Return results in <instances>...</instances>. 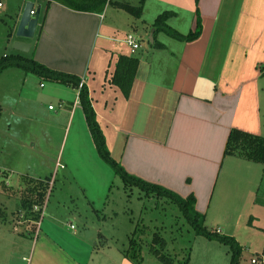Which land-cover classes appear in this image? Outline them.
Returning <instances> with one entry per match:
<instances>
[{
  "label": "crops",
  "instance_id": "1",
  "mask_svg": "<svg viewBox=\"0 0 264 264\" xmlns=\"http://www.w3.org/2000/svg\"><path fill=\"white\" fill-rule=\"evenodd\" d=\"M14 1L9 15L14 23L8 41L26 42L29 51L14 48L13 54L33 56L47 68L74 74L82 81L110 155L129 175L161 185L182 199L192 194L194 209L204 220L211 209L216 210L219 205L223 208V203L234 206L232 199L240 198L248 208L257 206L256 212H246L247 227L263 235V243L256 247L251 258L257 257L264 264V192L256 195L262 185L264 166L225 153L232 129L264 137V0H142L138 17L111 4L120 24L104 21L110 4L101 13H87L52 0ZM27 2L39 7V19L32 37L15 38L14 30L17 35ZM123 10L128 17L120 13ZM168 11L172 15L166 24L183 35L196 28L199 14L201 32L194 39L183 41L157 30L153 26L156 17ZM122 25L126 27L123 31L119 28ZM129 34L138 41L139 48L135 51L124 41ZM31 38L32 42L28 41ZM120 56L137 60L128 96L111 80ZM39 77L49 81L53 91L71 90L74 96L71 101L60 97L57 108L47 104L53 107H48V112L55 110L56 117L68 114V133L72 128L75 136L71 153L64 161L59 162L58 157L51 160L50 170L55 173L61 168L70 182L92 184L90 187L98 189L93 197L100 195L98 200L104 206L93 207L88 202V199L94 202L93 199L82 193L79 199L82 198L86 209L81 211L76 206L64 214L48 207L50 199L46 198L43 202L49 220L46 229L37 230L34 220L27 218L14 226L11 221H17L19 210L16 203H22L23 198L12 199L2 189L10 190L7 186L16 189L27 178L48 183L54 176L52 170L50 176L45 174L49 170L46 167L34 177L28 173L29 167H13L6 156L2 158L3 154L11 157L28 147L17 139L15 128L39 120L35 118L39 112L33 115V110L20 108L16 97L9 93L2 96L0 122L2 112L8 113L12 122L6 127L5 135L0 132V264H127L126 249L120 248L113 235L104 233L110 219L118 214L115 210L108 213L104 203L108 184L102 172L107 174L109 165L100 158L94 143L92 147L78 141L77 136L89 131L82 106L76 99L79 89ZM39 96L35 94L34 99ZM41 129L37 140L48 146V129ZM15 140L19 148L8 152ZM37 142L29 147L35 150ZM57 162L64 166H58ZM215 212H211L213 218L218 216ZM234 213L223 214L215 224H223L222 220L223 226H227ZM243 216L236 215L240 222L235 224L239 226ZM64 218L69 219L67 231L62 224ZM126 222L133 224L129 215ZM254 222H260L261 227ZM216 229L222 234L219 227ZM226 234L243 247L233 230ZM251 264L256 263L251 259Z\"/></svg>",
  "mask_w": 264,
  "mask_h": 264
},
{
  "label": "rangeland",
  "instance_id": "2",
  "mask_svg": "<svg viewBox=\"0 0 264 264\" xmlns=\"http://www.w3.org/2000/svg\"><path fill=\"white\" fill-rule=\"evenodd\" d=\"M113 1H120L126 3L128 6L130 5L135 7L139 6L141 3V0ZM14 2V0H0V4L3 5L0 8V58L6 55H13L15 52L13 44L8 41V32L12 31V24L14 23L11 17H9V15L13 12ZM110 5L105 10L106 17L104 21L120 24L121 21H117L115 18V14L117 13L115 11L116 9L114 10L113 5ZM124 10L130 14V11L128 12V10ZM124 10L120 13H124V15L128 17ZM136 21L139 22L138 20ZM119 28H121V31H123V28L126 29L124 25ZM129 29L130 27L128 28V31ZM137 29L139 28L137 27ZM121 35V33H118V36ZM13 37H20L16 35L15 30ZM28 41L32 42V38L28 39ZM2 73L0 74V100L2 99V96H7L9 93L11 94V97H16L20 108L24 110H27L28 108L33 110V115H35V112H39V116L35 117L39 118L38 121L30 120L29 122L23 123L19 127L17 126L15 128L18 130V133L13 131L17 139L24 141L28 147L26 146V148L13 154L11 157H7V154H3L2 158L5 159L6 156L8 163L13 167H29L30 170L28 173L34 177L36 174H42V171H44L46 167H49V170H46L45 174L50 176L49 173L52 170V176H54L50 182L49 179L47 180L48 183H40L38 180L32 181L27 178L21 180L19 185L20 187L16 189H12V186L5 185L10 190L5 189L4 191L2 189V192L10 196L12 199L22 197L23 199L20 200L21 202H30L31 205L40 203L43 200L45 201L46 198H49L48 207L55 210L59 209L60 212L64 214L72 211L76 206L81 211L86 209L82 198L79 199V195L82 193H88V196L93 199L94 202L88 199L89 204L93 207L98 205L104 206V204L100 203L102 201L98 200L100 195L96 196V198L93 197V195L98 193V189L96 187H90L92 184L78 183V181L75 184L68 180L69 177L67 178L66 172H64L63 169L57 168L55 173L53 172V169L50 170V168L53 167L51 160L54 161V159L58 157L59 162L64 161V159H66V157L71 153L73 148L72 140L75 136H72V128L71 132L68 133V114H62L59 117H56L54 115L55 110H53V112H48L47 104L50 103L52 106L54 105V107L57 108L56 103L60 97L66 101H71L74 98V96L72 98V91L61 89L62 91L60 90L55 92L53 91L54 88L49 81L42 79L37 74L27 75L29 72L17 67L10 68V70ZM40 82L42 83L41 86H39ZM18 92L19 94L16 95ZM60 92L61 94H58ZM35 94L40 95L37 100L34 99ZM70 108L72 107L69 106V111ZM1 115L3 116V119H1L0 122V132L5 135V132H7L6 127L12 121L10 120V115L8 116V113L2 112ZM74 124L75 122L73 123V129L75 127ZM42 126L46 127L49 132L48 146L40 144V140H37L36 137L38 135L37 133L42 134L43 130L41 128H44ZM77 137H79L78 141L81 145L86 146L87 143L91 146L93 145L88 130H86L85 135L83 133ZM34 141L39 142H37L35 150L29 147ZM16 143L17 141L15 140V142L11 144V149L8 152H13L19 148ZM4 152L7 151L5 150ZM258 164V166H261L260 163ZM102 174L103 179L105 178L108 184L106 202H104L105 206L108 209V213H111L114 210L118 213L112 217L113 219H110L109 227L105 228L104 233L113 235L114 239L117 238L120 248L122 247L127 249L130 247V238L132 235L134 243L136 242L134 251H131V254H137L135 255L136 259L134 258L133 260H129V258L126 257V261L128 262L127 264H165L164 261L156 255L157 252H161L167 256L169 260H171V264H185L184 262L186 259H188L187 264H231L229 247L215 239L208 240L204 236L196 234L193 225L187 221L184 217L183 211L180 210L175 201L162 196H157L154 193L147 194L137 186L123 183L111 167L108 168L107 174L105 172H102ZM9 185H12V179L9 181ZM95 189H97V192H95ZM262 191L264 192V181L262 182V185L256 195L261 196ZM42 194L45 195H43V200L40 198ZM232 195H236V193ZM69 198L72 199L70 200ZM232 200V203L234 202L235 204L234 206L232 204L223 203V208L219 205L216 210L211 209L206 220L202 218V222L204 227L209 231L215 230L219 227V229L222 230L223 235H227V231L232 232L233 230L243 246L241 255L239 256V264H251V257L255 255L256 247L263 243V235H260L256 229L250 230L247 227L249 219L246 212L249 213L251 211V213H254L258 210V208L257 206L248 208L246 204L242 203L240 198ZM16 204L19 210L15 219L17 218V221L20 219L26 221L24 216H20L19 212L24 215L27 214L26 212L28 211L25 209L27 207H24V205L19 202ZM251 208L253 210H251ZM1 210L2 207L0 205V211ZM214 211L218 214L217 218H221L223 214H228L234 211H236V213H234L231 217V221L227 227L223 226L224 222H222V220H220V222L223 224H215L218 220L217 218H213L211 215V212ZM44 213H47L46 209ZM239 213H242V215L244 214V218H242L243 222L241 224L239 223L238 226L235 222L240 221H238L235 216L239 215ZM127 215H129L133 224H128L126 222ZM123 218L125 219L124 221H122ZM228 218L229 217L225 220ZM13 220L11 222L14 223V226H17L18 222H14ZM47 221L49 220L46 215L40 221V227L43 228V230L47 227V224H45ZM67 221H69V219L64 218L62 222L65 228L68 225L66 224ZM255 224L259 227L262 225L260 222ZM68 226L70 228V225ZM155 235L160 236L164 239V241H166L163 249H160L159 243L152 241V239L154 240ZM151 246L155 247L153 248ZM110 264H114V262H110Z\"/></svg>",
  "mask_w": 264,
  "mask_h": 264
},
{
  "label": "trees",
  "instance_id": "3",
  "mask_svg": "<svg viewBox=\"0 0 264 264\" xmlns=\"http://www.w3.org/2000/svg\"><path fill=\"white\" fill-rule=\"evenodd\" d=\"M55 1L64 7L68 9H73L80 12H97L101 13L103 12L106 7V5L113 4L116 7L123 8L130 11L131 14L138 17L141 13V3L139 6H128L123 3L114 2L111 0H52ZM197 1V0H196ZM51 2V0H49ZM172 15L171 11L163 12L160 15H158L153 23V26L156 27L157 30L164 31L167 35H170L178 40L188 41L191 39H194L198 36V34L201 32V26H200V17L199 14H197L196 17V28L193 31H190L187 35H183L180 32H178L173 27L166 24V21L168 17ZM136 64L137 60L133 57H125L120 56L117 68L115 72L112 75V82L119 86L121 91L125 96L129 95V92L131 90V83L132 79L135 74L136 70ZM17 67L20 69L25 70L26 72L36 73L39 76H42L43 78H47L49 80H57L60 83L74 86L76 88L78 87V84L80 83V79L74 75V74H68L64 72H60L54 69L47 68L45 65L37 62L33 56H23L20 54H13V55H6L2 56L0 58V74L6 69V68H13ZM78 101L80 106H82L86 124L89 127V131L91 134L92 141L96 147V150L98 152V155L103 160L105 164H108L109 167H111L115 173L122 179V181L129 185H134L139 187L142 191H144L147 194H156L157 196H162L165 198H168L170 200L175 201L180 210L183 211L184 217L189 221L195 230V233L198 235L204 236L208 240L215 239L219 241L220 243H223L229 247L230 250V259L231 264H239V256L242 252V247L233 236L229 235H223L216 230L209 231L204 227V224L202 222V215H200L195 209H194V197L191 194L185 199L180 198L175 192L170 191L169 189L155 184V183H148L139 177L129 175L124 168L118 164L114 158L111 157L109 149L107 145L105 144V138L103 135V132L101 130L100 125H98L96 114L94 111L93 106H91L89 95H88V89L83 84L80 86L79 94H78ZM226 154H236L237 156L245 159V160H251L255 162H259L263 164L264 166V137L254 135L251 133H246L243 131H240L238 129H232L229 133V137L227 140V145L225 149ZM264 175L262 177V182L264 181ZM40 197L41 200H43V196ZM39 200V201H41ZM44 200L40 203L36 204H42ZM24 207L28 212L24 215L25 219H31L36 220L39 217V212H33V206L36 204H30L27 202H22ZM153 242L160 244V249H163L166 241L162 239L160 236H154ZM131 245L124 251L125 257H128L129 260H133L135 258L136 253L131 254V251H134L136 242L133 241V235L130 238ZM155 247V246H151ZM159 249V250H160ZM155 251V250H154ZM160 252V251H159ZM161 260L164 261L165 264H171V260L164 254L156 253ZM165 256V257H163ZM136 259V258H135ZM185 264L188 263V259L184 262Z\"/></svg>",
  "mask_w": 264,
  "mask_h": 264
},
{
  "label": "water",
  "instance_id": "4",
  "mask_svg": "<svg viewBox=\"0 0 264 264\" xmlns=\"http://www.w3.org/2000/svg\"><path fill=\"white\" fill-rule=\"evenodd\" d=\"M33 8V2H27L24 9L23 14L19 20V24L17 27V35L24 37H32L34 34V29L37 25L40 9L39 7H35V14H31V9ZM13 48L22 52L29 51V44L20 40H15L13 42Z\"/></svg>",
  "mask_w": 264,
  "mask_h": 264
},
{
  "label": "built area",
  "instance_id": "5",
  "mask_svg": "<svg viewBox=\"0 0 264 264\" xmlns=\"http://www.w3.org/2000/svg\"><path fill=\"white\" fill-rule=\"evenodd\" d=\"M34 9H35L34 7L31 9V14L32 15L35 14V10ZM124 41H125V43H126V45L128 47H131V50L132 51H135L137 48H139L138 47V41L136 40V38L132 34H129V36ZM81 85H82V81H80V83L78 84V87H79L78 89H80V86ZM76 99L78 101V95H77V98ZM48 107H49V109H53V107L51 105H49ZM57 165L60 166V167H63L64 166V165H61L59 162H57ZM45 209L46 208H45L44 203H42V204H36V205L33 206V212H36V211L39 212V217L34 221V224H36L37 230H39V228H40V221L42 220V218L45 215V213H44ZM20 216L23 217L24 214L20 213ZM24 219H25V217H24ZM20 221H24V220L23 219L22 220L20 219V220H18V223ZM17 228L18 227H15V230H17ZM216 232L220 233V230L216 229ZM252 262H254L256 264H261V260L259 258H257V257L252 258Z\"/></svg>",
  "mask_w": 264,
  "mask_h": 264
}]
</instances>
